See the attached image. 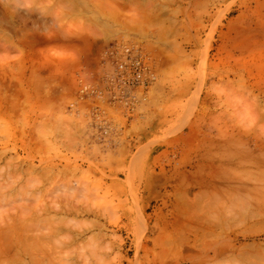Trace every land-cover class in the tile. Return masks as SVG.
Masks as SVG:
<instances>
[{
    "label": "rangeland",
    "instance_id": "1",
    "mask_svg": "<svg viewBox=\"0 0 264 264\" xmlns=\"http://www.w3.org/2000/svg\"><path fill=\"white\" fill-rule=\"evenodd\" d=\"M10 1L0 0V264L18 251L29 264H264V0ZM114 43L155 65L132 114L103 90ZM83 78L99 87L79 101ZM150 172L168 192L146 216ZM154 216L175 232L149 249ZM18 231L38 248L19 245Z\"/></svg>",
    "mask_w": 264,
    "mask_h": 264
},
{
    "label": "built area",
    "instance_id": "2",
    "mask_svg": "<svg viewBox=\"0 0 264 264\" xmlns=\"http://www.w3.org/2000/svg\"><path fill=\"white\" fill-rule=\"evenodd\" d=\"M102 65L106 70L105 78H102V81L109 83L107 86H103V90L108 92L107 95L110 96V99L119 101L132 114L136 106L140 107L147 100L148 93L156 83L157 76L152 60L139 46L114 43L106 49ZM83 80L84 95L78 96L79 101L85 99L88 94L96 91L99 87L97 84H89L91 82L85 78ZM99 109L104 110L100 105L96 110ZM98 116V113H94L95 119ZM111 129L106 126L101 131H110ZM101 135H106V132Z\"/></svg>",
    "mask_w": 264,
    "mask_h": 264
},
{
    "label": "crops",
    "instance_id": "3",
    "mask_svg": "<svg viewBox=\"0 0 264 264\" xmlns=\"http://www.w3.org/2000/svg\"><path fill=\"white\" fill-rule=\"evenodd\" d=\"M153 132L152 130H148L145 132L143 137V142H147L150 139H147L148 134ZM160 147H157L156 150H159ZM148 169L154 168L155 162L154 160H149L147 162ZM142 190L140 191V206L142 210L144 211L145 215L148 216L149 214L156 213L160 209V205L163 203L164 198L167 196L168 190H159L155 184L153 179V174L151 172L146 175V179L142 185ZM159 202H161L159 204ZM151 208H153V211L151 213H148ZM149 229L150 231L147 233V235L150 237V241L146 243L147 247L149 249H157L160 245L159 240L161 239V235L165 234L167 232L174 233V225L175 222L162 220L160 217H155L153 219L149 220ZM154 225H157V227L154 228ZM165 230V231H163ZM131 245H133V240L130 242ZM145 252H143L141 255H144ZM134 256V255H133Z\"/></svg>",
    "mask_w": 264,
    "mask_h": 264
},
{
    "label": "bare ground",
    "instance_id": "4",
    "mask_svg": "<svg viewBox=\"0 0 264 264\" xmlns=\"http://www.w3.org/2000/svg\"><path fill=\"white\" fill-rule=\"evenodd\" d=\"M11 1H12V0H11ZM11 1H10V2H11ZM13 1H14V0H13ZM8 2H9V1H8ZM14 179H15V178H14ZM245 182H246V181H245ZM254 182H255V181H254ZM246 183H247V182H246ZM255 183H256V182H255ZM6 185H7V184H6ZM9 185H10V184H9ZM256 185L258 186V182H257ZM0 186H1V185H0ZM260 187H261V186H260ZM260 187H259V188H260ZM263 187H264V186H263ZM256 188H258V187H256ZM259 188H258V189H259ZM261 190L264 191V189H263L262 187H261ZM41 193H42V192H41ZM249 193H250V192H249ZM249 193H248V194H249ZM248 194H247V195H248ZM40 195H41V194H40ZM43 196H44V195H43ZM42 198H43V197H42ZM42 198H41V199H42ZM38 199H40V196H39ZM12 201H13V200H12ZM8 203H9V202H8ZM2 207H3V206H2ZM8 207H9V206H8ZM15 208H16V207H15ZM20 208H21V207H20ZM25 208H26V207H25ZM17 209L19 210V208H17ZM30 210H31V209H30ZM30 210H29V211H30ZM6 211H7V210H6ZM8 211H9V210H8ZM41 212H42V210H41ZM5 213H6V212H5ZM30 213H32V211H31ZM37 213H38V212H37ZM35 214H36V213H35ZM40 214H42V213H40ZM2 215H3V214H2ZM4 215H6V214H4ZM29 215H31V214H29ZM37 215H39V214H37ZM249 215H250V214H249ZM7 216H9V215H7ZM4 217H5V216H3V218H4ZM9 217H10V216H9ZM21 217H22V216H21ZM24 217H25V216H24ZM24 217H22V218H24ZM28 218H29V217H28ZM6 219H7V218H6ZM25 219H26V218H25ZM29 220H30V219H29ZM4 221H5V220H4ZM9 221H10V220H9ZM26 221H27V219H26ZM40 221H41V220H40ZM30 223H31V222H30ZM33 223H34V222H33ZM33 223H32V225H33ZM5 224H6V223H5ZM11 224H13V222H12ZM20 224H21V223H20ZM3 225H4V224H3ZM13 225H14V224H13ZM21 225H22V224H21ZM18 226H19V225H18ZM23 226H24V225H23ZM23 226H22V227H23ZM35 226H36V225H35ZM11 227H12V226H11ZM19 227H20V226H19ZM22 227L18 228V230H20ZM27 227H28V226H27ZM12 228H13V227H12ZM12 228H11V229H12ZM16 228H17V226H16ZM0 229H2V228H0ZM5 229H6V228H5ZM3 230H4V229H3ZM7 230H8V229H7ZM22 230H24V229L22 228ZM22 230H21V231H22ZM27 230H28V229H27ZM27 230H26V231H27ZM29 230H30V228H29ZM0 231H1V230H0ZM5 231H6V230H5ZM18 232H19V235L24 234V239H25V241H24V239L22 240V238H21L22 235L19 236L18 234H17V238L19 237V239H17V238L15 237V238L17 239V240H15V241H19V240L21 239L23 242L20 240L19 245L21 244V245H23V247H24V244H25V243L27 244V242H28V241H31V239L29 240L28 237H25V235L27 234L26 232H25L26 234L24 233V231H23V233H21L20 231H18ZM28 232H30V231H28ZM32 232H33V231H32ZM9 233H10V232H9ZM14 233H15V232H14ZM1 234H2V233H1ZM10 234H11V233H10ZM10 234H8V235H10ZM29 234H30V233H29ZM15 235H16V234H15ZM30 235H31V234H30ZM32 235L34 236L33 233H32ZM1 236H2V238H4L3 235H1ZM26 236H29V235H26ZM13 237H14V236H13ZM35 237H37V236H35ZM35 237H34V238H35ZM26 238H27L28 241L26 240ZM30 238H31V237H30ZM37 238L39 239V237H37ZM37 238H35V239H37ZM4 239H5V238H4ZM26 241H27V242H26ZM34 241H35V240H34ZM34 241H33V242H34ZM4 242H5V243H8V242H6V241H4ZM23 243H24V244H23ZM34 243H35V242H34ZM34 243L32 244V245H33L32 247H34V245L37 244V243H36V244H34ZM3 244H4V243H3ZM8 244H9V243H8ZM12 244H13V243H11V245H9V246L12 247ZM17 244H18V243H17ZM30 244H31V243H30ZM30 244H29V242H28V244H27L28 246H30L29 249L32 248ZM5 245H6V244H5ZM13 246H14V244H13ZM17 246H18V245H17ZM25 246H26V245H25ZM18 247H19V246H18ZM20 247H21V246H20ZM20 247H19V248H20ZM3 248H4V246H3ZM7 248H8V247H7ZM9 248H10V247H9ZM12 248H13V247H12ZM16 248H17V247H16ZM35 248H36V246H35ZM37 248H38V244H37ZM1 249H2V246H1L0 250H1ZM5 249H6V246H5ZM14 249H15V248H14ZM17 249H18V248H17ZM22 249L27 250L28 248H22ZM7 250H8V249H7ZM7 250H6V251H7ZM18 250H19V249H18ZM18 250H17V251H18ZM20 250H21V249H20ZM25 250H23V253L26 252ZM32 250H34L35 253H36V250H35V249H32ZM32 250H31V251H32ZM1 251H2V250H1ZM1 251H0V252H1ZM3 251H5V250H3ZM3 251H2V252H3ZM14 251H15V250H14ZM2 252H1V253H2ZM8 252H9V250H8ZM8 252H7V253H8ZM10 252H11V251H10ZM3 253H4V252H3ZM7 253H6V255H8ZM14 253H15V252H14ZM35 253H31V255H33V254L35 255ZM9 254H10V253H9ZM16 254L19 255V256L17 257ZM20 254H21V251H20V252L18 251L17 253H15V255H14L15 257L13 256V257L15 258L14 263H15V262H16L17 264H24V263H25V260H24V259H21L23 256L21 257ZM25 254H26V256H27V254H29V253H25ZM25 254H24V255H25ZM3 255H5V254H3ZM3 255H2L1 258H3ZM6 255H5V256H6ZM10 255H11V254H10ZM12 255H13V254H12ZM22 255H23V254H22ZM34 255H33V257H34ZM5 256H4V257H5ZM29 256H30V255H29ZM6 257H7V256H6ZM6 257H5L4 259H6ZM24 257H25V256H24ZM24 257H23V258H24ZM30 257H31V256H30ZM30 257H29V258H30ZM36 257H37V256H36ZM1 258H0V260H1ZM7 260H8V258H7ZM23 260H24V261H23ZM31 260H32V258H31ZM3 261H5V263H6V260H3ZM9 261H10V260H9ZM9 261H8V262H9ZM12 261H13V260H12ZM8 262H7V263H8ZM10 262H11V261H10ZM10 262H9V263H10ZM26 262H27V261H26ZM31 262H32V264H33V262L35 263V260H33V261H31ZM7 263H6V264H7ZM9 263H8V264H9ZM11 263H12V262H11ZM11 263H10V264H11ZM37 263H38V262L36 261V264H37ZM1 264H2V262H1ZM12 264H13V263H12ZM25 264H29V263H25Z\"/></svg>",
    "mask_w": 264,
    "mask_h": 264
}]
</instances>
